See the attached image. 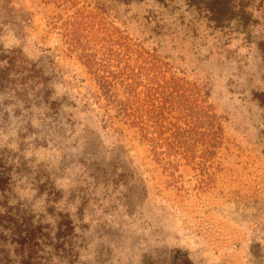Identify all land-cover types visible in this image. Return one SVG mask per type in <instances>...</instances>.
<instances>
[{"label": "rangeland", "instance_id": "374dc122", "mask_svg": "<svg viewBox=\"0 0 264 264\" xmlns=\"http://www.w3.org/2000/svg\"><path fill=\"white\" fill-rule=\"evenodd\" d=\"M0 264H264V0H0Z\"/></svg>", "mask_w": 264, "mask_h": 264}, {"label": "trees", "instance_id": "16d2710c", "mask_svg": "<svg viewBox=\"0 0 264 264\" xmlns=\"http://www.w3.org/2000/svg\"><path fill=\"white\" fill-rule=\"evenodd\" d=\"M97 82H98L99 84H102V83L100 82V79H97Z\"/></svg>", "mask_w": 264, "mask_h": 264}]
</instances>
